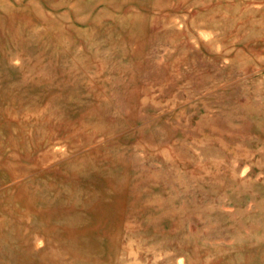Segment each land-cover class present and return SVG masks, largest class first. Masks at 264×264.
<instances>
[{"label":"rangeland","instance_id":"obj_1","mask_svg":"<svg viewBox=\"0 0 264 264\" xmlns=\"http://www.w3.org/2000/svg\"><path fill=\"white\" fill-rule=\"evenodd\" d=\"M0 264H264V0H0Z\"/></svg>","mask_w":264,"mask_h":264},{"label":"bare ground","instance_id":"obj_2","mask_svg":"<svg viewBox=\"0 0 264 264\" xmlns=\"http://www.w3.org/2000/svg\"><path fill=\"white\" fill-rule=\"evenodd\" d=\"M153 178V177H152ZM110 247V246H109ZM21 252V251H20ZM259 259V258H258ZM10 263H12V262H10Z\"/></svg>","mask_w":264,"mask_h":264}]
</instances>
